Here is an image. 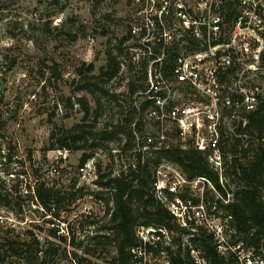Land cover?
I'll use <instances>...</instances> for the list:
<instances>
[{"label":"rangeland","instance_id":"obj_1","mask_svg":"<svg viewBox=\"0 0 264 264\" xmlns=\"http://www.w3.org/2000/svg\"><path fill=\"white\" fill-rule=\"evenodd\" d=\"M129 2L0 0V243L8 239L32 242L34 238L46 245L54 243L56 256L45 257L39 264L117 263L115 246L103 247L94 240L105 233L99 230L110 220L106 211L113 206L110 194L95 181L101 174L117 175L135 163L137 146L124 151V136H120L123 141L89 139V146L100 147L92 149L94 157L82 171L84 151L50 149V137L54 130L84 122L78 98L85 93L75 91L77 71L92 63L98 76L109 53L122 61L118 46L127 33L125 18L132 10ZM53 64L60 77L49 82L48 66ZM128 79L129 73L121 65L119 75L104 85L111 94H121L119 100L95 91L101 108L91 99V123L96 120L98 128L109 124L111 129L127 118L136 101H144L128 93ZM171 143L179 144L176 140ZM227 158L230 162L232 157ZM228 182V187L234 188ZM41 184L73 194L66 195L74 199L70 211L61 212L59 219L47 215L30 195ZM207 200L214 204L217 197L209 194ZM55 231L68 242L55 238ZM71 238L83 242L82 249L72 247ZM2 258L0 254V264H33L25 258ZM147 260L148 264L152 261Z\"/></svg>","mask_w":264,"mask_h":264},{"label":"built area","instance_id":"obj_2","mask_svg":"<svg viewBox=\"0 0 264 264\" xmlns=\"http://www.w3.org/2000/svg\"><path fill=\"white\" fill-rule=\"evenodd\" d=\"M122 61L131 80L142 77L135 94L136 151L170 148L176 140L206 157L226 189L230 142L246 115L264 97V0H130ZM130 93V92H128ZM85 170L84 167L82 171ZM154 197L169 210L180 229L183 254L196 264H210L194 245L200 230L213 236L219 255L229 264H264V255L248 247L233 217L207 196L225 200L212 181L189 179L173 162L154 170ZM231 195H229V198ZM140 245L131 248L134 264H172L178 250L176 232L138 226ZM152 248V249H150Z\"/></svg>","mask_w":264,"mask_h":264},{"label":"trees","instance_id":"obj_3","mask_svg":"<svg viewBox=\"0 0 264 264\" xmlns=\"http://www.w3.org/2000/svg\"><path fill=\"white\" fill-rule=\"evenodd\" d=\"M121 45L122 40L118 46L122 54ZM48 68L51 73L49 82L60 77L56 64L49 65ZM95 70V65L91 63L84 64L83 68L77 71L79 80L75 91L85 93L80 94L78 98V104L84 112V122L71 128L63 127L59 132L54 130L50 137V149L84 151L80 162L81 168L93 159L94 150L92 149L100 147L95 144L89 146V139L108 142L124 136L127 142L123 150L129 151L136 146L135 129L139 133L144 131L141 119L137 122L135 129L132 126L137 117L134 109L127 118L118 121L111 129L109 124L98 128L96 120H93V124L90 122L94 114L91 99L96 102L98 108H101V99L94 97L95 91L103 97H112L114 100H119L122 96L111 94L104 86L120 73L121 62L118 56L109 53L107 63L100 69L98 76L94 74ZM141 80L142 77L137 75L131 78L128 84L130 94L133 95L144 88V85L139 83ZM246 119V125H240L237 136L231 139L229 147L232 158L230 162H227L225 177L227 181L230 180L234 188L228 187L229 182L226 184V189L222 187L218 173L211 167L202 152L193 146L183 148L180 144L145 154L136 152L137 161L131 163L126 169L122 168L117 175H113L112 172L101 174L95 182L110 194L113 206H108L106 211V216H110V220L99 230L105 233L94 237V240L98 241L97 245L103 247L114 245L117 252L116 264H134L131 248L140 245L136 236L137 227L141 225L165 227L179 234L175 240L178 250L171 253L172 264H196L188 252L183 254L180 237L183 230L175 223L169 210L153 194L154 170L163 160H167L178 165L189 179L205 177L212 181L221 196L225 200L229 199L227 204L217 199L218 207L233 217V224L244 243L257 253L264 255V97L258 109L247 114ZM120 139L123 141L122 138ZM34 192V194L30 192V195H34L44 212L52 218L59 219L60 213L69 212L74 203L73 198L66 197L68 194L70 197L73 196L70 192L62 194L60 190L44 184H41ZM229 195H231L230 198ZM1 202L0 206L3 205ZM49 222L55 225L53 219ZM53 235L55 238L59 237L62 242H68V238L57 236L56 231ZM193 243L206 252V258L210 264H229L233 261L232 258L227 260L219 255L213 236L204 230L199 231ZM69 244L77 249H82L84 246L83 242L77 243L75 238H71ZM57 252L58 249L54 243L46 245L38 238H34L32 242L8 239L0 243L3 261L12 256L25 258L29 263L39 264L41 259L55 257ZM86 253L92 254L89 249H86Z\"/></svg>","mask_w":264,"mask_h":264}]
</instances>
